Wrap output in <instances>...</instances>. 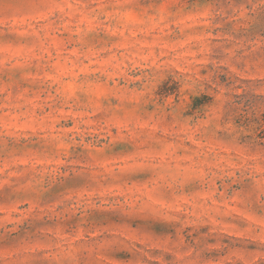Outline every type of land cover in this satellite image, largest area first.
Instances as JSON below:
<instances>
[{
    "label": "rangeland",
    "instance_id": "obj_1",
    "mask_svg": "<svg viewBox=\"0 0 264 264\" xmlns=\"http://www.w3.org/2000/svg\"><path fill=\"white\" fill-rule=\"evenodd\" d=\"M0 264H264V0H0Z\"/></svg>",
    "mask_w": 264,
    "mask_h": 264
}]
</instances>
